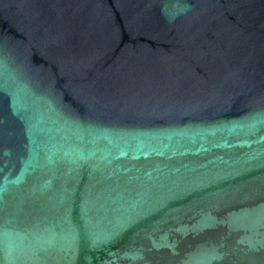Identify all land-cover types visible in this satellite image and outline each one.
<instances>
[{"label":"water","instance_id":"1","mask_svg":"<svg viewBox=\"0 0 264 264\" xmlns=\"http://www.w3.org/2000/svg\"><path fill=\"white\" fill-rule=\"evenodd\" d=\"M0 264H264V0H0Z\"/></svg>","mask_w":264,"mask_h":264}]
</instances>
